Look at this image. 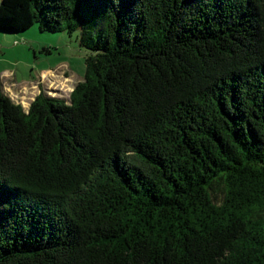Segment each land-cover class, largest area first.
<instances>
[{
	"label": "trees",
	"instance_id": "obj_1",
	"mask_svg": "<svg viewBox=\"0 0 264 264\" xmlns=\"http://www.w3.org/2000/svg\"><path fill=\"white\" fill-rule=\"evenodd\" d=\"M34 24L86 70L0 86V264H264V0H1Z\"/></svg>",
	"mask_w": 264,
	"mask_h": 264
},
{
	"label": "rangeland",
	"instance_id": "obj_2",
	"mask_svg": "<svg viewBox=\"0 0 264 264\" xmlns=\"http://www.w3.org/2000/svg\"><path fill=\"white\" fill-rule=\"evenodd\" d=\"M38 25L34 24L30 29L16 34L0 31V70L11 67L21 78L30 79L32 73L36 75L41 69L56 67L61 82L53 83L52 86L48 84L50 89L46 90L69 97L86 70L87 49L81 44V31L43 32ZM44 48H50L52 52L46 53Z\"/></svg>",
	"mask_w": 264,
	"mask_h": 264
},
{
	"label": "crops",
	"instance_id": "obj_3",
	"mask_svg": "<svg viewBox=\"0 0 264 264\" xmlns=\"http://www.w3.org/2000/svg\"><path fill=\"white\" fill-rule=\"evenodd\" d=\"M57 69L56 67L41 69L36 75L32 73V78L27 79L21 78L16 70L11 67L3 68L0 70V86L10 95L13 101L21 103L27 109L40 90L50 89L48 84L61 82L59 79L60 73L57 72ZM44 84L47 85V88Z\"/></svg>",
	"mask_w": 264,
	"mask_h": 264
}]
</instances>
